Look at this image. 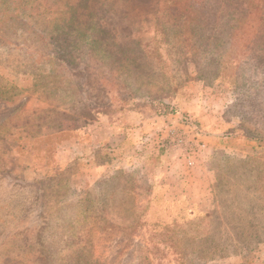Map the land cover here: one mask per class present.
<instances>
[{
    "label": "rangeland",
    "instance_id": "obj_1",
    "mask_svg": "<svg viewBox=\"0 0 264 264\" xmlns=\"http://www.w3.org/2000/svg\"><path fill=\"white\" fill-rule=\"evenodd\" d=\"M201 1L0 0V264H264V0H231L247 21L229 55ZM131 69L179 125L129 129L141 147L113 182L84 174V149L60 166L71 138L125 140L73 115L124 98ZM153 113L139 97L111 117Z\"/></svg>",
    "mask_w": 264,
    "mask_h": 264
},
{
    "label": "trees",
    "instance_id": "obj_2",
    "mask_svg": "<svg viewBox=\"0 0 264 264\" xmlns=\"http://www.w3.org/2000/svg\"><path fill=\"white\" fill-rule=\"evenodd\" d=\"M201 5L205 6L206 9H204L201 14L203 17H208L214 19L213 23L211 25L205 26L204 24L201 25V29L206 34L205 39L208 44L213 43V48L216 49L219 52V49L226 48L227 52L224 51L223 55H229L230 50L235 46L237 43L236 36L238 34V31L241 30L244 22H246V16H244V9L239 10L238 5H232L231 0H202ZM236 6V7H235ZM250 12L248 11V14ZM220 24V26H219ZM263 25L262 18L261 23L259 26ZM225 26V27H221ZM102 33V31H101ZM258 34H262L259 32V29L257 30ZM222 34L226 35V38ZM83 36V42L86 43V45H90V42H87V33H84ZM68 40V39H67ZM109 40V39H108ZM66 42V40L64 39ZM94 42L95 39H93ZM107 45V43H106ZM139 45V46H138ZM137 47L144 48L143 44H138ZM107 47V46H106ZM144 50H147L144 48ZM147 53V51H146ZM149 54V53H147ZM219 54V53H218ZM119 56V53L117 52L112 53V51L107 53V56ZM224 57H216L212 60V62H215L217 65L224 62ZM114 62L117 61V59H113ZM117 63V62H116ZM132 73V83L130 85H127V89L129 91L124 94V98L117 99L116 97L114 100H111L109 104L105 105L102 109L93 110L90 105L88 107L85 106V108L81 111H76L75 115L73 116H82L84 118H88L90 120H98L100 117H107L111 123H114L111 115L115 113L117 110L122 109L124 106L128 105L129 103H132L134 100L138 99L139 97L143 98L147 103H150L152 108L156 111L158 115H167L172 112H174V108L171 106V104L164 102L161 99H158L157 96L148 95L147 93L149 90L147 89V84L144 81L142 74H139V71H133V69L130 70ZM216 72L219 71L218 68L215 70ZM126 72V71H124ZM127 73V72H126ZM217 74V73H216ZM138 78V80H136ZM262 85L261 87H264V77L261 79L259 85ZM260 87V86H259ZM151 88H155L153 84H151ZM116 103L118 105H116ZM120 103V104H119ZM70 117V114H67ZM260 117H264V112L260 114ZM251 131V129L249 130ZM260 144H264V138L259 137ZM120 172L116 171L115 173L107 176L108 178L101 177L98 181V184L110 183L116 180V178L120 175L118 174Z\"/></svg>",
    "mask_w": 264,
    "mask_h": 264
},
{
    "label": "crops",
    "instance_id": "obj_3",
    "mask_svg": "<svg viewBox=\"0 0 264 264\" xmlns=\"http://www.w3.org/2000/svg\"><path fill=\"white\" fill-rule=\"evenodd\" d=\"M153 115L154 116L152 117H146L145 120L142 121V123L141 121H138L137 119H135L134 123H132L134 128L132 126L129 127V125H127L126 123H122V125L118 127L117 122L111 123L107 118L106 119L102 118L100 122H98V125H100V128H103L104 125L109 126V130L110 131L112 130V132H114L113 134H115V137H117L118 134L120 136L124 132L126 133L125 140L122 139V141L112 143V142H107V140L111 138L108 136L100 137V138L90 137L84 140L77 139L75 137L71 138L68 141V144H71V147H73L74 152L73 150L70 149L68 145H62L58 149V158H59L60 166L67 164L68 162H71L72 160H76L78 156L74 154H78L80 152L79 151L80 149H84V153H83L84 158L82 160L86 162L84 166L81 167V170L82 171L84 170L85 175L89 172L90 174L94 173L95 174L94 182H96L98 178L106 176V173L109 171L110 172L118 171L116 169L120 168V166L133 165L134 161L130 159L127 160L126 158L127 153L131 150L132 151L135 150L136 147H141V146H139L135 142V141H139V139L133 140V141L130 139L129 129L137 132V134L135 135L136 137L146 140L148 138L147 134H155L156 132L159 133L158 129H161V130H164L163 136H165V133L170 128H172L173 125L177 126L178 124L176 120L172 126L170 125L171 120H174L175 118L173 114L158 115L156 113H153ZM131 134L132 136H134L133 133ZM107 147H114L112 148V151H114V157H111L110 159H107L106 157L104 159H101L100 155L103 154L105 151H107L106 150ZM142 147H147V146L143 145ZM117 153L120 155V159L118 160L117 158H115ZM119 160H121V162ZM178 162L180 163L183 162L185 164L184 160H181V159H179ZM120 163H124V164L119 165ZM181 183H182V187L186 189V186L183 180L182 182L180 181L179 184ZM173 197H175V195ZM214 200H215V197H214ZM214 209H215V205H212L211 207L212 213H214L215 211Z\"/></svg>",
    "mask_w": 264,
    "mask_h": 264
}]
</instances>
